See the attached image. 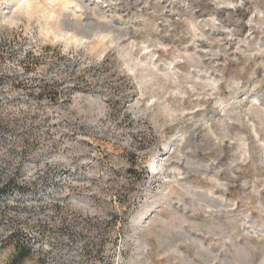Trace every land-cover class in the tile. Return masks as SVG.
<instances>
[{
  "label": "rangeland",
  "instance_id": "obj_1",
  "mask_svg": "<svg viewBox=\"0 0 264 264\" xmlns=\"http://www.w3.org/2000/svg\"><path fill=\"white\" fill-rule=\"evenodd\" d=\"M6 195L0 264H264V0H0Z\"/></svg>",
  "mask_w": 264,
  "mask_h": 264
},
{
  "label": "built area",
  "instance_id": "obj_2",
  "mask_svg": "<svg viewBox=\"0 0 264 264\" xmlns=\"http://www.w3.org/2000/svg\"><path fill=\"white\" fill-rule=\"evenodd\" d=\"M40 207L37 202L18 196L0 197V251L9 241H14L34 254L43 251L38 233L29 234V224L26 223Z\"/></svg>",
  "mask_w": 264,
  "mask_h": 264
},
{
  "label": "trees",
  "instance_id": "obj_3",
  "mask_svg": "<svg viewBox=\"0 0 264 264\" xmlns=\"http://www.w3.org/2000/svg\"><path fill=\"white\" fill-rule=\"evenodd\" d=\"M30 252L28 250L24 251V252H21V256L22 257H25L29 254Z\"/></svg>",
  "mask_w": 264,
  "mask_h": 264
}]
</instances>
